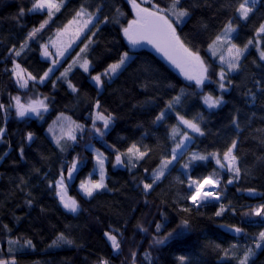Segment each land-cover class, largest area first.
<instances>
[{
	"label": "snow or ice",
	"instance_id": "1",
	"mask_svg": "<svg viewBox=\"0 0 264 264\" xmlns=\"http://www.w3.org/2000/svg\"><path fill=\"white\" fill-rule=\"evenodd\" d=\"M200 4L201 0H99L96 4L77 0V7L70 18L57 23L60 19L57 14L67 9L68 0H31L27 8H18L17 22L31 14H40L43 18L26 30L18 46L12 44L8 48V55L3 59L4 73L18 87L17 94L8 92L7 100L0 97V143L5 142L7 124L13 115L26 124L35 120L42 126L47 125L44 129L46 138L58 155L66 159V163L59 166L55 177L49 179V172L43 173V176L48 189L57 198L58 205L65 210V215L78 216L82 211L78 200L68 196L67 191L71 182L79 179L81 170L92 161L94 163L88 178L79 179L78 185L82 197L88 200L113 190L109 188V165L114 168L142 169L145 175L134 172L133 178L145 197V203L158 186V181L163 182L174 171L180 173L173 178V183L186 185V188L183 189V195L177 189L173 202L176 214L169 217L166 211L161 210L160 220L154 224L148 227L137 224L140 232L150 234L151 243L140 259L139 246L134 245V250L125 258V264H158L159 257H153L154 252L159 253L165 247L180 251L178 246L189 245L192 240L189 234L194 230V214H201L203 209L210 206L215 209L214 217L221 218L226 213L233 217L239 214L241 217L239 223L220 225L237 238V242H230L228 247L220 244L214 246L217 255L223 257L221 264H255L258 251H264V203L247 206V210L238 212L237 206L226 195L230 185L250 196L258 195L253 187L241 189L239 186L248 174L238 149V143L243 141L232 138L223 148L215 144L203 147L201 138L209 135L204 114L197 112L194 116L188 115L193 106L189 101L198 103L202 100L201 107L206 106L209 114H215L214 110H221L228 103L225 96L236 89L237 75L242 74L244 63L252 55L250 47L255 48L258 66L264 69V47H261L264 41V18L254 28L253 37L243 44L237 42L239 25L236 23L239 20L246 26L259 7H264V0H240L234 6L236 19L229 17L211 34L209 26L203 22L186 32ZM228 7L232 8V4L229 3ZM109 26L115 28L116 34L126 44L117 49L114 59L109 57L111 62L106 61L103 72H100L94 64L95 53L100 47L102 32ZM112 44L115 45V41ZM146 46H151L176 69L184 81L182 87L179 82L170 86L177 94L164 100L163 107L153 116L157 131L160 127L164 129V136L157 137L155 146L142 142L147 138V133L141 136L140 142H131L123 151L117 146L121 141L109 143L117 114L103 107L99 97L94 98L87 107L86 118L81 116L74 119L68 115L67 105L64 110L57 109V96L61 89L67 95L79 99L81 89L73 83L74 70L82 69L83 73L88 74L87 79L94 88L106 90L107 86L136 64L140 50ZM106 50L112 51L111 48ZM34 51L39 52L41 63L45 65L36 74L25 66L29 54ZM252 62L256 64L257 60ZM141 71L147 75L152 69L149 66ZM253 83L260 96L264 97V76L254 78ZM212 85L215 88L206 91ZM40 87L50 88L52 94L40 92ZM20 90H23V95L19 94ZM217 91L219 94L214 95ZM255 100L256 94L253 93L252 101ZM234 112L231 123L235 131L242 135L238 119L240 109L235 108ZM170 114H174L172 118L176 122L169 125L166 121ZM260 131L264 133V129ZM35 137L36 134L30 130L24 134L29 146L35 142ZM85 137L101 144L99 148L91 140L84 144V151L89 152L90 158L82 157L77 151ZM259 142L264 146V135ZM18 151L20 157L24 158V147H19ZM7 155L5 152L4 156ZM153 157V168L141 164L142 161L147 163L146 158L152 160ZM258 158L264 161V155ZM208 167H212L211 172H207ZM199 169H204L206 174L199 172ZM95 174H98L97 179L92 178ZM259 195L264 199V194ZM164 203L167 204V201ZM27 204L31 207L33 200L29 198ZM241 225H248L256 231L250 233ZM0 227L7 235V247L0 243V264H19V254L27 249L35 250L36 244L32 238L18 234L13 238L12 229L7 224ZM102 235L106 237L105 243L110 244L108 256L113 252L124 254V232L121 229L110 228L103 231ZM74 244L66 227L56 231L49 247ZM108 256L97 255L94 264H110ZM176 261L177 264H192V260L183 254Z\"/></svg>",
	"mask_w": 264,
	"mask_h": 264
},
{
	"label": "trees",
	"instance_id": "2",
	"mask_svg": "<svg viewBox=\"0 0 264 264\" xmlns=\"http://www.w3.org/2000/svg\"><path fill=\"white\" fill-rule=\"evenodd\" d=\"M22 1L0 0V97L4 100H7L8 92L17 94L18 87L3 71V59L8 55V48L12 44L18 46L26 30L43 18L40 14L26 15L19 23L16 16L9 18ZM86 2L96 4L99 0H86ZM239 2L240 0H201L185 31L193 30L200 22H203L209 26L211 34L229 17L236 19L234 6ZM229 3L232 4V8L228 7ZM76 7L77 0H68L67 9H62V12L57 14L60 19L56 22H66ZM128 18L131 17L128 16ZM261 18H264V7H259L254 18H251L246 26L243 22L236 20L239 25L238 43L243 44L248 38L253 37V30ZM113 41L115 45L112 44ZM122 44H126V41L116 34L114 27L109 26L102 32L100 47L94 59L97 71L103 72L105 62H111L109 57L115 58L117 49ZM261 47H264V41ZM108 48L112 51L108 52L106 50ZM250 51L252 55L244 63L242 74L237 75L236 89L225 96L228 103L221 110H214L215 114H209L206 106L201 107L202 100L198 103L189 101L193 106L188 113L189 117L197 112L204 114L206 131L209 135L201 138L203 147L215 144L216 147L223 148L232 138L243 141L238 143V149L248 174L239 186L241 189L253 187L258 195L250 196L247 192L237 191L236 187L228 186L227 198L237 206L238 212L247 210V206L264 203V199L259 195L264 194V161L258 158L264 155V146L259 142L260 137L264 135L260 131L264 129V97L260 96L253 83L254 78L264 76V69L258 66V53L255 48L250 47ZM140 52L136 64L107 86L106 90L99 91L94 88L92 82L87 79L88 74L83 73L82 69L74 70L73 83L81 89L79 99L67 95L61 89L57 96L59 101L57 109L64 110L67 105L68 115H72L74 119L81 116L86 118L87 107L93 103L94 98L99 97L103 107L117 114L116 125L108 138L109 143L121 141L117 146L123 151L131 142H140L141 136L147 133V138L142 142L155 146L157 137L164 136V129L160 127L157 131L156 126L153 125V116L163 107L164 100L177 94L170 86L179 82L182 87L184 81L178 71L159 54L146 49H141ZM253 60H257V63L254 64ZM25 66L34 74L45 67L41 63L39 52L36 51L29 54ZM149 66L152 72L145 75L141 69ZM214 88L215 85H212L206 91ZM38 90L45 94H52L50 88L40 87ZM253 93L256 94L255 102L252 101ZM19 94L23 95V90H20ZM218 94V91L214 92V95ZM235 108L240 109L238 119L243 130L242 135L235 131L231 123ZM173 116L174 114H170L166 124L176 122ZM46 127L47 125L42 126L35 120L26 124L13 115L7 124L5 142L0 143V156H3V159H0V226L7 224L12 229L13 238L17 234L21 237H30L36 244L35 250L27 249L18 255L19 264H94L97 255L108 256L110 244L105 243L106 237H103L102 232L110 228H119L124 232V254L117 255L113 252L108 256L110 264H125V258L131 250H134V245L139 246L138 259H140L143 251L149 248L151 236L140 232L136 226L143 224L148 227L154 224L160 220L161 210L166 211L169 217L176 214L173 202L176 199L177 189H180V194L183 195V189L186 188V185L173 183V178L180 173L174 171L163 182L158 181V186L147 197V203H145V197L140 188L136 187L133 178L134 172L145 175L142 169L114 168L109 165V188L113 190L97 196L94 200H88L82 197L77 183L79 179H83L92 171L94 163L92 161L81 170L76 185L69 189L71 195L80 203L82 211L78 216L65 215V210L58 205L57 198L48 189L43 176V173L49 172V179L55 177L59 166L66 163V159L58 155L57 150L46 138L44 131ZM29 130L36 134L35 142L31 146L24 138V134ZM90 140V137H85L77 149L82 157H89V152L84 151L83 146ZM91 142L96 144V147H101V144L95 140ZM21 146L24 147V158L19 155L18 149ZM101 150L104 149L101 148ZM5 152L8 153L7 156H4ZM146 160L147 163L141 162L144 167L151 169L155 166V157L152 160L147 158ZM212 163L214 166V161ZM198 171L205 172L204 169ZM211 171L212 167H208L207 172ZM29 198L33 200L31 207L27 204ZM165 201L167 204L164 203ZM214 211L215 209L210 206L203 209L201 214H194V230L189 234L192 237L191 243L187 246H178L180 251L174 247H165L159 253L154 252L153 257H159L158 264H177L176 258L181 254L188 256L192 264H221L223 257L217 255L214 246L220 244L222 247H228L230 242L236 243L237 238L220 225L239 223L241 217L239 214L233 217L230 213H226L224 217L217 218L213 216ZM241 226L250 233L256 231L248 225ZM66 227L75 244L50 248L49 244L55 239L56 231L64 230ZM240 241L244 242L242 238ZM0 243L7 247V235L2 227H0ZM255 264H264V251H258Z\"/></svg>",
	"mask_w": 264,
	"mask_h": 264
},
{
	"label": "rangeland",
	"instance_id": "3",
	"mask_svg": "<svg viewBox=\"0 0 264 264\" xmlns=\"http://www.w3.org/2000/svg\"><path fill=\"white\" fill-rule=\"evenodd\" d=\"M250 2H251V0H250ZM30 3H31V2H30L29 0H23V1L21 2V4H20L18 7H16V8L12 11V13L9 15V16H10L9 18H12V17L17 16V12H18V8H19V7L23 6V7L27 8V7L30 5ZM97 89H98L99 91L102 90V89H99V88H97ZM93 155H94V154H93ZM115 168H120V167L117 166V167H115ZM86 178H88V174H87L83 179H86ZM92 178H93V179H97V178H98V174L93 175ZM78 185H79V181H78V183H77V188H78ZM67 195L73 197V196L71 195V193H70L69 188H68V191H67ZM74 198H75V197H74Z\"/></svg>",
	"mask_w": 264,
	"mask_h": 264
},
{
	"label": "water",
	"instance_id": "4",
	"mask_svg": "<svg viewBox=\"0 0 264 264\" xmlns=\"http://www.w3.org/2000/svg\"><path fill=\"white\" fill-rule=\"evenodd\" d=\"M144 49H146V50H148V51H151V52H153V53H156V52L151 48V46H146ZM156 54H158V53H156ZM76 182H77V180L71 182V184H70V186H69V189H72V188L76 185Z\"/></svg>",
	"mask_w": 264,
	"mask_h": 264
}]
</instances>
